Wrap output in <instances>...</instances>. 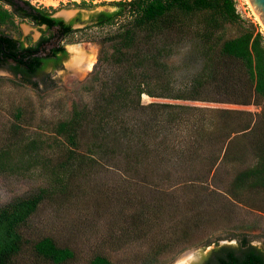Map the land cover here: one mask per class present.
I'll return each mask as SVG.
<instances>
[{"label":"trees","instance_id":"trees-1","mask_svg":"<svg viewBox=\"0 0 264 264\" xmlns=\"http://www.w3.org/2000/svg\"><path fill=\"white\" fill-rule=\"evenodd\" d=\"M236 2L116 0L109 2L114 10L91 16L92 26L118 24L103 38L101 68L89 87L93 102L74 105L70 116L54 126L56 138L63 139L57 142L63 155L55 184L0 206V264H25L21 259L27 258L28 250L29 264H66L75 258L71 247L60 246L51 236L32 241L22 227L45 198L67 190L64 176L70 179L73 169L81 167L77 164L84 149L92 155L90 160L99 161L93 157L98 154L105 162L123 165L137 180L141 178L143 188L166 194L155 202L145 197L128 201L135 209L120 226L125 233L118 240L129 241L131 234L149 244L139 264L161 263L204 237L213 206L203 199L221 197L229 201L230 208L233 201L248 202L253 194L264 191V34L257 24L242 17ZM75 4L83 7L87 2ZM55 11L30 0H0V65H9L24 82L38 84L34 77L47 76V70L58 69L67 56L61 42L75 32L72 25L79 19L66 22ZM18 20L46 25L50 33L25 47L19 37L2 28L19 31ZM231 28L236 32L230 33ZM52 38L59 45L41 50ZM179 54L184 56L183 69L190 73L184 71L175 78L179 67L169 59ZM109 66L112 70L107 74ZM143 94L254 104L263 109L254 116L249 111L175 102L143 103ZM233 133L237 135L232 138ZM36 147L35 140L26 145L27 149ZM11 152L0 151V156L7 155L0 157V163L8 162V156L11 159ZM249 157L254 161L246 163ZM211 181L217 187L209 190ZM179 189L184 190L183 200L175 195ZM156 235L162 237L156 241ZM212 261L264 264V251L244 238L238 249L216 248L208 264ZM90 264H116V260L109 253L96 252Z\"/></svg>","mask_w":264,"mask_h":264},{"label":"rangeland","instance_id":"rangeland-1","mask_svg":"<svg viewBox=\"0 0 264 264\" xmlns=\"http://www.w3.org/2000/svg\"><path fill=\"white\" fill-rule=\"evenodd\" d=\"M45 1L47 5L42 6L56 9L55 15L79 20L75 22V32L61 42L67 50L62 65L58 69L49 68L47 76L34 77L33 81L38 84L24 82L10 71L0 69V151H12L11 159L8 156L5 158L8 162L0 163V206L33 195L44 187L51 188L55 184L53 180L56 172L57 177L61 173L58 165L63 155L57 142L60 144L63 139L60 136L56 138L54 126L70 116L74 105L92 104L93 91L89 87L91 78L101 68L100 58L105 45L103 38L118 25L99 27L92 26L90 21L96 12L114 10L115 6L109 2L116 0ZM83 1L87 5L80 7L75 4ZM236 4L242 17L257 24L264 34V23L250 1L237 0ZM120 22L121 20L118 23ZM2 28L23 39L26 45L35 44L44 33H50L46 26H37L29 21H19V31L5 25ZM229 32L233 34L236 30L231 28ZM76 50L83 52L78 64L75 61ZM169 63L179 67L175 78L185 74L183 54L170 58ZM106 69V73L110 74L111 66ZM142 101L249 111L254 116L263 109L262 105L171 100L147 94L142 95ZM235 135L237 133H233L232 138ZM32 140L37 141L38 147L27 149L26 145ZM241 140L238 138L236 141ZM81 155L84 157L77 164L81 167L73 169L75 171L70 179L68 174L64 176V183L68 184L67 190H57L55 194L45 198L28 223L22 227L23 234L32 241L51 236L60 246L71 247L76 256L66 264H90L96 252L109 253L116 264H139L141 255L147 252L149 244L143 239H134L131 234L129 241L118 240L125 233L120 226L130 219L127 215L135 209L133 205L128 206V201L145 197L155 202L156 197H165L166 194L150 190L153 187L143 188L141 178L137 180V175L123 165L116 166L113 161L105 162L98 154L93 157L99 161L90 160L92 155L85 149L81 151ZM5 156L7 155L0 157ZM253 161L249 157L246 163ZM221 171L223 176L227 175L225 168ZM216 187L213 181L209 183V190ZM170 189L169 191L175 190ZM183 191L179 189L175 192L180 200L184 198ZM248 200L250 201L243 203L233 201L229 208V201L224 198L203 199L204 204L213 206L206 222L204 237L197 244L166 256L167 259L158 264H179L189 254L192 258L183 264H202L211 251L222 246L238 249L244 238L249 244L264 251V191L253 194ZM228 213L229 218H225ZM181 229L177 230L178 234ZM161 237L156 235L155 240ZM30 251L26 253L27 258L21 259L25 264L31 262Z\"/></svg>","mask_w":264,"mask_h":264},{"label":"flooded vegetation","instance_id":"flooded-vegetation-1","mask_svg":"<svg viewBox=\"0 0 264 264\" xmlns=\"http://www.w3.org/2000/svg\"><path fill=\"white\" fill-rule=\"evenodd\" d=\"M66 21V20H65ZM71 20H68V21H66V22H70ZM90 21L91 22H93V20H91V18H90ZM34 24V23H33ZM74 25H75V22L73 23V28H74ZM41 26H43V25H41ZM47 27V26H46ZM75 29V28H74ZM43 36V35H42ZM42 36H41V38H42ZM15 37V36H14ZM20 38V37H19ZM40 38V39H41ZM39 39V40H40ZM20 40L21 41H23L24 42V40L23 39H21L20 38ZM38 40V41H39ZM37 41V42H38ZM24 45H25V47H27L28 45H26L25 44V42H24ZM59 45V42H58V39L57 38H52L50 41H48V42H45L42 46H41V50H42V48L43 47H46L48 50H51L52 48H54L55 46H58ZM0 69H6V70H8V71H10L11 73H13L14 74V72L9 68V65H0ZM15 75V74H14ZM20 76V75H19ZM215 258V250H213V252L211 251L210 252V254L208 255V257L202 262V264H208V261L210 260V259H214ZM192 264H196V263H192ZM211 264H213V261L211 262Z\"/></svg>","mask_w":264,"mask_h":264},{"label":"water","instance_id":"water-1","mask_svg":"<svg viewBox=\"0 0 264 264\" xmlns=\"http://www.w3.org/2000/svg\"><path fill=\"white\" fill-rule=\"evenodd\" d=\"M252 8L254 9V11L256 12V14L259 16V18L262 20V22L264 23V0H249ZM56 17H61L60 14H56ZM66 21H68L69 19L64 18ZM46 26V25H43ZM184 262L180 261L179 264H183Z\"/></svg>","mask_w":264,"mask_h":264},{"label":"bare ground","instance_id":"bare-ground-1","mask_svg":"<svg viewBox=\"0 0 264 264\" xmlns=\"http://www.w3.org/2000/svg\"><path fill=\"white\" fill-rule=\"evenodd\" d=\"M76 54H77V55H76L75 61H76L77 64H78V61H79L80 57L83 56V52H78V51L76 50ZM191 258H192V255L189 254V255H186L185 257H183V258L181 259V261H182V262H187V261H189Z\"/></svg>","mask_w":264,"mask_h":264},{"label":"built area","instance_id":"built-area-1","mask_svg":"<svg viewBox=\"0 0 264 264\" xmlns=\"http://www.w3.org/2000/svg\"><path fill=\"white\" fill-rule=\"evenodd\" d=\"M30 1L32 4H34L36 6L47 5V2L45 0H30Z\"/></svg>","mask_w":264,"mask_h":264}]
</instances>
